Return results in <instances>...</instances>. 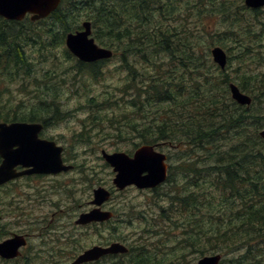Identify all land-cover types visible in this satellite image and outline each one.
<instances>
[{"label": "trees", "instance_id": "16d2710c", "mask_svg": "<svg viewBox=\"0 0 264 264\" xmlns=\"http://www.w3.org/2000/svg\"><path fill=\"white\" fill-rule=\"evenodd\" d=\"M239 1L233 6L234 0H61L36 21L0 16V86L29 76L34 63L27 48L46 45L41 35L63 41L86 10L98 27L94 38L121 52L114 70L125 72L124 81L103 91L101 99L90 93V113L110 108L112 116L104 117L118 138L127 133L138 140L135 145L184 152L172 163L166 189L157 192L162 201L168 198V206L158 207L162 223L150 226L156 233L152 241L129 246L131 264H179L187 252L221 253L219 264H264V139L258 134L264 125V74L239 68L252 55L256 67L264 64V9ZM192 18L199 23L191 25ZM213 45L226 50L225 69L212 61ZM233 48L238 65L229 72ZM103 61L77 60L76 68L100 79ZM230 82L252 96L250 105L232 99ZM49 98L36 108L42 112L40 104L53 103L57 115L59 104L54 95ZM35 106L27 114L0 110V120L41 118ZM175 223L181 229L173 230Z\"/></svg>", "mask_w": 264, "mask_h": 264}, {"label": "rangeland", "instance_id": "374dc122", "mask_svg": "<svg viewBox=\"0 0 264 264\" xmlns=\"http://www.w3.org/2000/svg\"><path fill=\"white\" fill-rule=\"evenodd\" d=\"M240 4L241 1L234 0L233 6ZM85 11L79 15L80 20L91 15H87ZM192 20L191 25L199 23L194 18ZM216 20L210 22L215 24L220 19ZM157 22L158 19H155V25ZM164 22L165 19L162 24ZM70 25L71 31L79 27L76 23ZM97 28L93 25V30ZM48 37L50 36L41 35V39L47 42L46 45L33 44L27 48L34 63L29 76L16 77L18 80L14 81L7 80L0 86V95L4 100L0 103V110L27 114L36 104L34 108L37 116L50 119L51 124L48 125L45 135L63 144L67 148L66 156L77 166L65 173L36 175L0 186V240L14 232L26 231L31 234L29 244L23 248L20 259L6 263L0 261V264H67L78 252L95 243L106 244L114 240L128 246L141 241L148 243L156 234L153 232L155 228L150 226L162 223L158 207L168 206V198L165 197L163 203L160 195H157V192L166 189L163 184L156 191L135 187L116 189L112 181L114 171L101 157V149L132 153L136 148L135 142L138 141L131 134L123 133L119 138L114 134L115 130L104 117V114L112 116L110 108L102 109L106 112L90 113L91 106L87 103L91 92L100 93L98 98L101 99L103 91L113 89L124 81L120 76L125 72L114 70L121 62V52L117 51V56L104 64L106 69L105 75H100L102 78L92 79L88 74L77 71V59L72 54L67 56L65 52L68 49L64 40L54 41ZM248 41L246 38L244 42ZM126 42H123L126 46L123 51L127 53ZM235 53L234 48L230 50L232 60L229 72L238 65ZM262 53L264 55V47ZM129 56L137 60L135 54L130 53ZM250 57L256 59L255 55ZM252 58L241 63L240 70L247 68L250 69L249 74L254 71L264 74V64L256 67ZM72 81H75L74 85L71 84ZM116 93L119 94L118 91ZM50 95H54L59 104L57 115L54 114L53 103L45 106L40 104L42 112L36 108L37 103L45 101L44 98H49ZM95 110L96 108L92 111ZM93 117H99L101 121L92 124L90 120ZM117 118H120L119 114ZM18 119L23 118L18 116ZM102 123L104 127L101 128ZM161 149L169 155V163L174 162L178 155L179 160L184 157V152L175 148L168 149V146H163ZM178 173L179 171L175 173V178ZM181 178L182 176L179 180ZM97 185L111 190L112 197L104 208H111L115 216L103 222L76 224L75 219L80 213L94 207L91 203L92 188ZM64 224L67 226L59 235L56 231H60L59 227ZM179 229L181 228L177 224L173 227V230ZM199 257L198 254L187 252L181 257L179 264H194ZM132 262L128 253L127 256L109 255L90 264Z\"/></svg>", "mask_w": 264, "mask_h": 264}, {"label": "water", "instance_id": "95a60500", "mask_svg": "<svg viewBox=\"0 0 264 264\" xmlns=\"http://www.w3.org/2000/svg\"><path fill=\"white\" fill-rule=\"evenodd\" d=\"M60 0H0V16L10 20H21L30 14L32 20L47 16L59 4ZM248 6L260 7L264 0H245ZM82 30L66 34L65 43L69 50L83 61H94L109 57L110 49L99 46L91 33V22H82ZM213 60L221 67L226 65L225 51L214 46L210 50ZM232 98L239 104L245 105L251 102V97L242 92L239 87L229 84ZM42 128L37 122H0V155L3 160L0 164V184L19 176L23 173L47 172L57 173L70 169V164H65L61 158L62 147L55 141L38 138V132ZM264 137V129L259 132ZM16 146L15 148H13ZM103 158L109 163L115 176L113 183L118 189L128 185L138 188L155 187L166 179L167 164L166 155L155 149V145L143 144L137 147L132 155L124 151H101ZM16 164L31 166L30 169L16 172L13 168ZM110 196V192L102 186L93 189L92 209L79 214L76 223L86 224L92 221L107 220L112 212L102 210L100 205ZM1 217V216H0ZM25 244L23 235L13 236L0 241V256L13 258L19 254V248ZM127 247L118 241L108 245H93L83 250L70 264H80L97 260L108 253L126 252ZM222 255L220 253L206 254L199 257L195 264H218Z\"/></svg>", "mask_w": 264, "mask_h": 264}, {"label": "flooded vegetation", "instance_id": "af4514ba", "mask_svg": "<svg viewBox=\"0 0 264 264\" xmlns=\"http://www.w3.org/2000/svg\"><path fill=\"white\" fill-rule=\"evenodd\" d=\"M43 119H47V120H43ZM22 121H34V122H38V123H41L42 124V129L40 130V132H39V137H41V138H47V139H53L52 137H48V136H46L45 135V131H46V129L48 128V125H50L51 123H50V119L49 118H37V119H33V120H31V119H21ZM0 162H1V159H0ZM74 165H76L75 163H74ZM77 166V165H76ZM31 168V167H30ZM30 168H28V167H26V166H23V165H17L16 166V171H18V172H20V171H24V170H27V169H30ZM36 175H47V174H41V173H36V172H32V173H25V174H23V175H21V176H19L18 178H16V179H12V180H9L8 182H6V183H11V182H15V180H18V179H23V178H32V177H34V176H36ZM6 183H4V184H2V185H5ZM2 185H0V186H2ZM19 233H21V234H23V235H25L26 237H27V240H28V244H29V237H30V233H28V232H26V231H23V232H19Z\"/></svg>", "mask_w": 264, "mask_h": 264}]
</instances>
